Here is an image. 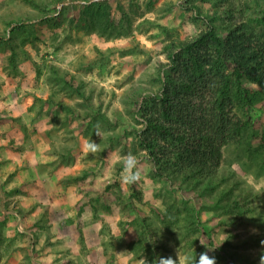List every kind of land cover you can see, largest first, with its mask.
<instances>
[{"label": "rangeland", "instance_id": "1", "mask_svg": "<svg viewBox=\"0 0 264 264\" xmlns=\"http://www.w3.org/2000/svg\"><path fill=\"white\" fill-rule=\"evenodd\" d=\"M226 11L221 0H0V264H186L204 251L217 264H261L258 86L236 100L248 127L224 148L208 192L157 177L135 135L165 48L216 15L224 38ZM128 153L139 161L136 184L121 180Z\"/></svg>", "mask_w": 264, "mask_h": 264}, {"label": "trees", "instance_id": "2", "mask_svg": "<svg viewBox=\"0 0 264 264\" xmlns=\"http://www.w3.org/2000/svg\"><path fill=\"white\" fill-rule=\"evenodd\" d=\"M221 1L229 7L227 35L218 34L215 23L224 15H216L204 18L196 37L168 45L158 87L140 96L135 113L137 143L155 175L196 194L211 189L224 148L248 127L236 100H250L253 84L264 93V0ZM239 10L249 14L234 21Z\"/></svg>", "mask_w": 264, "mask_h": 264}, {"label": "clouds", "instance_id": "3", "mask_svg": "<svg viewBox=\"0 0 264 264\" xmlns=\"http://www.w3.org/2000/svg\"><path fill=\"white\" fill-rule=\"evenodd\" d=\"M84 147L90 152H95L97 150V144L94 141H88ZM121 163V180L126 184L138 183L141 179V171L137 156L135 154L128 153L121 158ZM185 259L186 264H217V258L214 255L210 256L208 251L200 253L198 259L197 254L186 255ZM155 264H176V261H174L171 257H160L157 261H155ZM261 264H264V256L261 257Z\"/></svg>", "mask_w": 264, "mask_h": 264}]
</instances>
